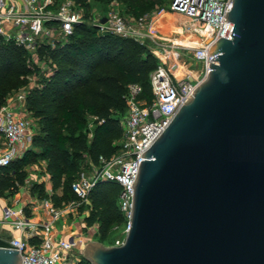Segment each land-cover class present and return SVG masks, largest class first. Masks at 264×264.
<instances>
[{
	"label": "water",
	"instance_id": "water-1",
	"mask_svg": "<svg viewBox=\"0 0 264 264\" xmlns=\"http://www.w3.org/2000/svg\"><path fill=\"white\" fill-rule=\"evenodd\" d=\"M224 19L230 38L139 155L122 241L86 242L89 264H264V0ZM9 238L0 264H20Z\"/></svg>",
	"mask_w": 264,
	"mask_h": 264
},
{
	"label": "built area",
	"instance_id": "built-area-1",
	"mask_svg": "<svg viewBox=\"0 0 264 264\" xmlns=\"http://www.w3.org/2000/svg\"><path fill=\"white\" fill-rule=\"evenodd\" d=\"M229 1L171 0L169 10L186 17L182 21L184 26L178 25L172 35L183 40L182 43L174 42L170 36L151 33L143 15L129 22L110 12L102 23L98 18L92 22L99 31L130 38L152 54L156 63L147 76L151 96L146 101L139 96V84L125 85L124 111L119 117V150L108 156L98 155L94 163L87 162L91 172L77 173L70 183L76 201L54 207L48 200H40L51 220L39 226L43 235L37 242L27 241L28 237L38 234L37 224L24 216L21 209L3 206L2 219H8L9 227L18 232L7 242L18 252L20 264H74L78 260L69 256L76 245L73 237L51 238L47 233L52 221L68 211L72 212L73 204L87 203L88 190L98 180L119 185L117 205L127 223L132 193L130 183L138 161L142 159L139 155L166 126L174 111L207 71L208 62L215 56L208 55L209 43L218 37L230 38L231 23L224 19ZM77 9L73 0H0V36L32 52L40 45L51 46L60 37L67 36L74 24L85 23ZM181 54L198 61L199 69L189 68L191 74L182 72V75H177L176 62L185 64L181 61ZM16 99L23 100L24 95L18 92ZM33 126L13 103L5 101L0 105V166L19 157L29 147ZM81 226L87 229V235L95 233L94 224Z\"/></svg>",
	"mask_w": 264,
	"mask_h": 264
},
{
	"label": "trees",
	"instance_id": "trees-1",
	"mask_svg": "<svg viewBox=\"0 0 264 264\" xmlns=\"http://www.w3.org/2000/svg\"><path fill=\"white\" fill-rule=\"evenodd\" d=\"M78 1L73 0L77 6ZM144 12L135 9L133 15ZM127 47L144 56L123 55ZM23 52L21 46L0 36V105L10 89L23 84L25 77L37 69L34 64L31 69L25 62ZM37 52L53 66L47 76H39L24 94L25 110L35 119L33 133L29 147L0 166V196L15 192L24 182V168L42 161L49 192L43 182L31 183L27 192L60 207L77 199L70 183L82 162L94 163L98 155L114 153L113 140L121 136L119 115L124 111L125 85L139 84V96L149 100L147 76L156 60L132 39L99 32L96 25L85 23L74 24L61 42L40 45ZM85 115L93 123L89 136ZM118 192L116 183L98 180L88 190L87 203L78 207L79 212L86 210L82 218L84 225L95 224L98 241L105 238L112 226L126 221L117 205ZM22 210L28 217L25 208ZM27 241L37 242L32 237ZM76 264L89 262L79 256Z\"/></svg>",
	"mask_w": 264,
	"mask_h": 264
},
{
	"label": "rangeland",
	"instance_id": "rangeland-1",
	"mask_svg": "<svg viewBox=\"0 0 264 264\" xmlns=\"http://www.w3.org/2000/svg\"><path fill=\"white\" fill-rule=\"evenodd\" d=\"M171 0H79V5L77 6V10L80 12V14L85 20V24L93 25L92 22H95L97 18L99 19L101 16H105L110 12L116 13L117 15L125 18L129 22H131L136 16L133 15V11L135 9L142 10L144 9V13L141 14L146 18V21L149 24V30L151 33H154L155 35H161L166 36L165 32L157 33L156 30L160 27V24H155V19L158 18L161 14L168 15V19L164 22L163 26L168 27V25H182L183 19H186L183 15L176 13L174 11L169 10ZM150 8L148 9V7ZM101 32V31H99ZM169 37V36H168ZM64 38L60 37V42ZM146 44H150L148 40L144 41ZM137 43V42H136ZM24 50V58L25 62L30 66L32 69V66L37 67V69L33 70L31 73H29L25 77V82L21 85H18L12 89H10L7 94L5 95L4 103L5 101H8V103H13V105L18 108L26 117L27 119L34 125L35 119L30 116L27 111L25 110L24 106V100L22 99H16V94L21 92L23 95L25 94L26 90L34 85V82L37 81L39 76H47L51 72V68L53 65H50L46 58H41L43 56L38 55L37 49H35L33 52L23 48ZM123 55L125 56H132V57H143V53H137L135 52V49L133 47H127L124 49ZM152 55V54H151ZM39 56V58H38ZM182 60L185 64L183 67H185L186 71H190L189 68L193 70H197L200 67V63L196 60H194L192 57L186 54H181ZM38 58V59H37ZM189 63L188 65L186 63ZM123 115L120 114L119 117ZM85 120V129L87 131V136H89V132L92 128V118L89 115L84 116ZM34 128V126H33ZM119 141L120 137L113 140V144H115L116 148L114 150V153H116L119 149ZM42 161H38L37 163H34L32 165H29L24 168L25 170V178L22 185L19 187H22L23 189H26L27 187L33 183V182H44L43 178L45 179V174L42 171ZM79 171H85L86 173L91 172L90 166H88V163L86 160L82 162V166L79 169ZM78 171V172H79ZM45 189V188H44ZM46 190V189H45ZM49 192V189L47 190ZM79 204H73L72 206V212L68 211L66 215L67 217H71L70 215H73L77 221L81 222L83 225V215L86 213L85 209L83 211H78ZM80 214L82 215L81 217ZM70 219V218H69ZM95 225V224H94ZM85 226V225H84ZM89 227V226H85ZM126 227V221L112 226L104 239L101 241L97 240V236L95 233L91 234L90 236L86 234V228L81 227V234L75 235L77 237H81L82 242H78L76 240V245L72 249V251L69 252V256L72 258H79L81 256V250L83 245L91 240H96L100 242L104 246L109 245H117L119 244L124 236V231ZM77 261H75L74 264H76Z\"/></svg>",
	"mask_w": 264,
	"mask_h": 264
},
{
	"label": "crops",
	"instance_id": "crops-1",
	"mask_svg": "<svg viewBox=\"0 0 264 264\" xmlns=\"http://www.w3.org/2000/svg\"><path fill=\"white\" fill-rule=\"evenodd\" d=\"M168 15L161 14L158 18L155 19V24H160V27L156 30L157 33L165 32L166 36H171L176 31V28L178 25H168V27L163 26L164 22L168 19ZM43 165V162H42ZM45 180L43 182L44 188L46 191L48 188V181L47 177L45 175ZM41 199H37L34 196H30L26 189H23L22 187H18L15 192L9 195L0 196V237L4 235L9 236H17L18 232L15 230H12L9 227L8 219L3 220L1 217V210L3 206L9 207L12 210L21 209L22 214L23 208H25V211L28 213V219L36 223L38 226V234L30 236L35 241H38L40 237H42V231L39 228V226L43 222H50L51 218L50 215L47 213L46 209L41 204ZM68 215L62 214L57 219L52 221L50 223L51 229L48 231L47 234L51 238H70V237H76L75 235L81 234V222L77 221L76 218L73 215H70L71 217H67ZM82 215L80 214L79 217ZM70 218V219H69ZM29 238V237H28ZM74 240H78V242H82L81 237L74 238Z\"/></svg>",
	"mask_w": 264,
	"mask_h": 264
},
{
	"label": "bare ground",
	"instance_id": "bare-ground-1",
	"mask_svg": "<svg viewBox=\"0 0 264 264\" xmlns=\"http://www.w3.org/2000/svg\"><path fill=\"white\" fill-rule=\"evenodd\" d=\"M172 39H173V41L174 42H176V43H182V41L183 40H181L180 38H175V37H172V35L170 36ZM184 66V64L183 63H181V62H176V71H177V75H182V72H188V73H192L191 71H186L185 70V67H183Z\"/></svg>",
	"mask_w": 264,
	"mask_h": 264
}]
</instances>
